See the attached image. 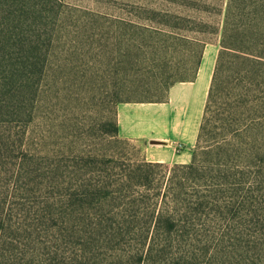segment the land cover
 <instances>
[{"label": "rangeland", "instance_id": "rangeland-1", "mask_svg": "<svg viewBox=\"0 0 264 264\" xmlns=\"http://www.w3.org/2000/svg\"><path fill=\"white\" fill-rule=\"evenodd\" d=\"M202 3L0 0V264H264V47L254 77L244 41L228 54L202 144L242 150L207 205L191 217L179 202V225L163 219L150 249L160 208L195 182L181 171L184 187L170 185L167 164L141 176L143 144L113 132L119 104L166 103L172 84L215 67L217 35L197 71L185 56Z\"/></svg>", "mask_w": 264, "mask_h": 264}, {"label": "trees", "instance_id": "trees-1", "mask_svg": "<svg viewBox=\"0 0 264 264\" xmlns=\"http://www.w3.org/2000/svg\"><path fill=\"white\" fill-rule=\"evenodd\" d=\"M198 12L201 14V18H198L199 20L197 21L190 19L191 22L187 28V32L193 35L184 37L189 43L190 48L187 50L185 56L196 63L197 71L202 62L205 46L210 44V37L212 35L219 36L220 48L192 161L188 164H175L171 169L172 176L169 179L170 185L173 184L174 187L182 189L184 184L178 179V172L182 171L184 175L189 176L186 181L192 180L195 182V185L193 191L189 192L185 197H182L180 193L178 194L175 188V193H173L171 200L173 204L175 203V206L171 213H168L169 210H165L164 207L160 208L153 225L154 234L152 238L149 237L148 239L150 240L149 249L151 245L156 243V233L163 219H165L168 227L172 229H176L179 225L180 219L177 218L179 214L177 205L179 202H181V205L182 203H186L185 214L191 217L196 215L200 207L207 205L212 195L211 188L213 185L210 182L217 177V173H223L222 171L228 170L225 158L227 156H234L233 153H236L238 148L242 150L241 146L243 142L240 144V141L232 143L229 148H224L222 144L215 145V143L206 147L202 146L203 143L209 142L213 132L216 130L215 128H218L214 123L216 120L215 112L219 109L218 96L223 95V92H221L223 88L222 70L228 54L239 53L240 42L244 41L247 48V52H244L246 55L245 59L251 63L249 70L251 77L257 75V67L261 64L260 56L256 52L258 48L264 47V0H215L214 3L203 0L201 7L198 8ZM196 75L197 73L195 77ZM175 84L177 83L172 84L169 89ZM238 103V101H234L235 106H238ZM238 114V107H235V115L238 116ZM219 120L221 121L219 132L224 134L227 130L225 129L226 120L224 118H220ZM236 123H238V120ZM113 132L115 136L119 137L116 117ZM231 136L233 139L236 138L233 134ZM161 164L144 163L137 166V171L142 176L144 175L145 168L160 167Z\"/></svg>", "mask_w": 264, "mask_h": 264}, {"label": "crops", "instance_id": "crops-1", "mask_svg": "<svg viewBox=\"0 0 264 264\" xmlns=\"http://www.w3.org/2000/svg\"><path fill=\"white\" fill-rule=\"evenodd\" d=\"M208 65L193 80L173 85L166 103L119 104L116 112L119 137L142 143L148 162L190 163L215 68L211 64L209 69Z\"/></svg>", "mask_w": 264, "mask_h": 264}, {"label": "built area", "instance_id": "built-area-1", "mask_svg": "<svg viewBox=\"0 0 264 264\" xmlns=\"http://www.w3.org/2000/svg\"><path fill=\"white\" fill-rule=\"evenodd\" d=\"M179 148H181V145L179 146Z\"/></svg>", "mask_w": 264, "mask_h": 264}]
</instances>
